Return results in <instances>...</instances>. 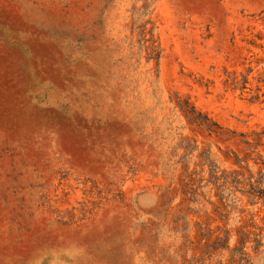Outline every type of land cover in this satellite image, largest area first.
<instances>
[{
	"label": "rangeland",
	"instance_id": "1",
	"mask_svg": "<svg viewBox=\"0 0 264 264\" xmlns=\"http://www.w3.org/2000/svg\"><path fill=\"white\" fill-rule=\"evenodd\" d=\"M0 264H264V0H0Z\"/></svg>",
	"mask_w": 264,
	"mask_h": 264
}]
</instances>
